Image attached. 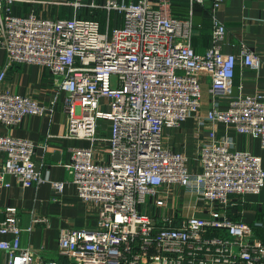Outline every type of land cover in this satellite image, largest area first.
<instances>
[{
  "label": "built area",
  "instance_id": "1",
  "mask_svg": "<svg viewBox=\"0 0 264 264\" xmlns=\"http://www.w3.org/2000/svg\"><path fill=\"white\" fill-rule=\"evenodd\" d=\"M18 2L34 8L15 14ZM188 2V14L179 16L172 0H0V48L8 59L0 82L12 64L39 66L60 79L64 137L90 143L74 148L65 167L78 197L97 209L95 227L61 232L62 261L39 263L22 247L18 210L6 208L0 236L11 239L0 241V251L7 264H264V241L233 216L245 196L264 189L263 160L231 149L214 128L231 126L257 138L264 150V95L232 93L237 66L259 71L262 59L246 47L223 52V0ZM206 3L211 44L197 53L193 38L201 25L193 11ZM84 9L105 12L107 20L102 25L99 17L82 18ZM203 75L210 79L211 108L197 118L191 168L184 152L165 145V132L200 112ZM54 107L0 87V122L7 126L51 114ZM101 122L108 123V137L99 135ZM102 142L107 161L96 158ZM35 149L31 141L0 136V191L9 175L23 187L46 182ZM65 185L51 182L52 200ZM176 186L201 204L190 216L173 203Z\"/></svg>",
  "mask_w": 264,
  "mask_h": 264
},
{
  "label": "crops",
  "instance_id": "2",
  "mask_svg": "<svg viewBox=\"0 0 264 264\" xmlns=\"http://www.w3.org/2000/svg\"><path fill=\"white\" fill-rule=\"evenodd\" d=\"M185 9H189V2L185 0ZM210 3L197 5L194 8L196 28L193 38V47L197 53H205L211 44V18ZM34 5L28 2H18L15 5V14H26ZM188 12L185 10V15ZM218 16L226 27V37L223 43V52L238 53L243 47L256 52L262 59L259 71H252L240 65L235 71L232 83V93L235 96L264 95V0H223ZM7 53L0 48V72L7 67ZM202 93L210 90V79L201 76ZM2 89L10 90L20 96H26L50 106L55 103L53 113L42 116H26L22 123L16 126H7L0 122V136L24 139L36 145L34 160L39 165L42 176L46 180L38 186L23 187L17 179L9 175L6 185L0 191V220H3V211L8 207L18 210L19 225L24 232L21 236L23 248L29 249L36 255L37 262L62 261L59 252V239L65 229L93 228L97 223V209L94 205L83 202L77 195L71 183L72 174L66 169L71 161L72 150L80 147H90L85 140L65 138L67 129V113L64 108L66 94L60 89V79L54 77L47 69L34 65L12 64L6 71ZM210 95V94H209ZM202 101V100H201ZM203 103L197 115L188 118L178 128L167 129L165 132V145L175 151L190 154V167L194 168L197 150L196 124L197 118L204 116ZM207 105V104H206ZM207 111L211 108L208 103ZM105 126L101 122L99 135L103 134ZM215 131L220 138L230 142L233 150L248 151L259 156L264 164V150L260 141L250 135H241L231 126L215 125ZM212 126L206 127L203 135L209 132ZM107 131V130H106ZM169 135V136H168ZM184 139L181 144L178 140ZM183 142L188 143L183 144ZM107 144L99 143L96 158H106ZM51 182H65L64 191L57 201L52 200L54 191ZM177 205L178 196L183 191L174 187ZM190 196V195H189ZM245 207L233 208L234 218L242 217L254 231L264 230V189L259 195L244 197ZM178 207V205H177ZM241 213H236L237 210ZM38 219L44 221L34 222ZM31 228L30 231H26ZM11 236H0L1 240H10ZM7 255L0 251V264H7Z\"/></svg>",
  "mask_w": 264,
  "mask_h": 264
},
{
  "label": "rangeland",
  "instance_id": "3",
  "mask_svg": "<svg viewBox=\"0 0 264 264\" xmlns=\"http://www.w3.org/2000/svg\"><path fill=\"white\" fill-rule=\"evenodd\" d=\"M68 1H71V0H68ZM195 8V7H194ZM183 8L182 7H179V6H174V11H181ZM60 10H66V11H71L70 8H60ZM186 12H188V8L186 9ZM185 15V13H184ZM99 20L100 22L102 23V25L105 23V21L107 20V13L105 12H102V11H99ZM202 103L204 104L203 105V112H205L204 114L207 113V106H208V103H210V95L207 94V92H204L202 93ZM207 104V105H206ZM104 126L106 127L108 123L106 122H103ZM107 130V129H106ZM106 130H103V134L108 131ZM109 136V134H108ZM169 136V135H168ZM182 141H184V139H181V140H178V142L176 144L182 146ZM183 144H187L188 147H190L189 145V142L186 143V142H183ZM188 157H190V154L184 152ZM191 158V157H190ZM189 158V159H190ZM190 162H191V159H190ZM243 206L241 205L240 208L243 210L244 207H245V202L243 200ZM177 205H178V208L181 210V213L184 214V215H187V216H190L195 207L197 205H201L199 202H197L196 198L193 197V196H189V195H186V194H182V196H178V201H177ZM176 205V206H177ZM242 210H237L236 213H241Z\"/></svg>",
  "mask_w": 264,
  "mask_h": 264
},
{
  "label": "trees",
  "instance_id": "4",
  "mask_svg": "<svg viewBox=\"0 0 264 264\" xmlns=\"http://www.w3.org/2000/svg\"><path fill=\"white\" fill-rule=\"evenodd\" d=\"M173 1V12L175 15H179L182 16L185 13V0H172ZM187 3V2H186ZM174 6H179L182 7L183 9L181 11H174ZM66 10H63V14L66 13ZM80 17L82 18H95V17H99V12L95 11V12H90L89 10H82L79 13ZM256 236L261 239L262 241H264V230H258V231H254Z\"/></svg>",
  "mask_w": 264,
  "mask_h": 264
}]
</instances>
